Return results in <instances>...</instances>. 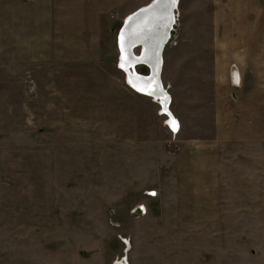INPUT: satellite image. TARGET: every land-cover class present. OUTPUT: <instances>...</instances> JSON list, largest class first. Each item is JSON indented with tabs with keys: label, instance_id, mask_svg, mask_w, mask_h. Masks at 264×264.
Wrapping results in <instances>:
<instances>
[{
	"label": "rangeland",
	"instance_id": "obj_1",
	"mask_svg": "<svg viewBox=\"0 0 264 264\" xmlns=\"http://www.w3.org/2000/svg\"><path fill=\"white\" fill-rule=\"evenodd\" d=\"M150 1L0 0V264H264V0L178 1L177 135L118 67Z\"/></svg>",
	"mask_w": 264,
	"mask_h": 264
},
{
	"label": "bare ground",
	"instance_id": "obj_2",
	"mask_svg": "<svg viewBox=\"0 0 264 264\" xmlns=\"http://www.w3.org/2000/svg\"><path fill=\"white\" fill-rule=\"evenodd\" d=\"M174 1H175L174 2V5L172 6V8H174V10H173L174 11V18L171 21L169 20V17H171V15H172V10H171L172 8H170L169 0H163L161 2V6L159 5L160 7H162L161 9H159V10H161V12L160 13H156L154 15V19L157 21L156 24L148 23V21L146 19L144 21V25L142 23L143 26L142 25L137 26V28L140 29V31L144 33L143 35H141V37L139 38V40H142L141 42H147V44H148L149 47L153 46V50H154V48H156V50L153 53H151L150 49L148 48L147 49V52H145L144 55H142L140 58H136V57H138V55H139V53L141 51L140 49L142 48V46H144V44L142 43V45L139 46V52H138V54H135L136 57L135 58H132V61L131 62L127 63V62H125L126 61L125 59L123 60V63H125L124 65H125L126 68L129 65H132L134 62H137V61L138 62H147V64H149V66H152L151 64H153L155 62V65L157 66L156 67V71L158 73L159 66H160L162 60L160 62V60H159L158 56H156V54L158 52V55H159V52L161 51V47H162L163 43L166 40V37H165L166 34H164V32L161 31V33L159 35L157 34L158 28H161V26L160 27H158V26L159 25H164L165 22H166V20H167V25L168 26H170V24H172L173 22L175 23V21H176L175 13H176V9H177V7H175V6L178 5V1L179 0H174ZM141 7H144V6H141ZM136 20L137 19L132 20L129 23V25L132 26L134 23H135V25H137V22H135ZM169 21H170V23L168 24ZM174 23H173V25H174ZM173 25H172V28H173ZM163 29H166V26H164V27L162 26V30ZM136 32H137V29L136 28H133V33H135V34H134V36H132L133 37L132 39L134 40L133 42H135V43L139 42L138 37L136 36L137 35ZM123 33H124V35H126L125 32H123ZM151 33H155V36L153 37V39L151 37ZM117 35H118V33H117ZM131 35L132 34H130V36ZM125 38H126V45H127V47H125V49L123 50V55L124 56L126 55V53L128 54V52H129L128 49L130 47L129 44L127 43V40H128L127 35H126ZM147 38H151V40L150 39L148 40ZM168 41H167V43H168ZM129 42H130V40H129ZM116 44H117V36H116ZM156 44H158V45H156ZM166 44L164 45V48H165ZM164 48H163V51H164ZM163 51H162V59H163ZM119 54H120V51L118 49V60H119ZM125 58H127V56H125ZM137 65H139V64H137ZM135 67H134V69H135ZM161 70H162V67H161ZM126 72L128 73L127 70H126ZM124 74H125V77H126V73L125 72H124ZM148 74H149V69H148ZM127 79H129L132 82L131 84H132V86L134 88L131 87V89H134V91H136V92H138L140 94H143V95H146V96H150L152 98L154 97L155 99H157L158 101H160V104H161V106H159L160 109L163 108L164 111H168L167 114H169L170 117L173 119L174 116L172 115V113L169 111V108H168L169 107V96L166 93V90L165 89H161V88L157 87V85H159L160 83H157V81L151 80L150 78L149 79L140 78L137 75L132 76V77L127 78ZM240 82H241L240 77L237 78V79H235V82H234L235 83V87H239L240 86ZM161 83H162V81H161ZM166 107H167V109H166ZM161 114H164V113L161 112ZM174 123H176V121H174ZM118 264H127V263H126L125 260H123L122 262H118Z\"/></svg>",
	"mask_w": 264,
	"mask_h": 264
},
{
	"label": "water",
	"instance_id": "obj_3",
	"mask_svg": "<svg viewBox=\"0 0 264 264\" xmlns=\"http://www.w3.org/2000/svg\"><path fill=\"white\" fill-rule=\"evenodd\" d=\"M162 1L163 0H152V1H150V3L148 5H146L144 7H141L139 9L135 10L133 13L129 14L124 19V21L122 23V26L120 27V29L118 31V35H117V47H118V49L120 51L119 60H118V67L122 71H124L126 73L125 79H126V83L128 84L129 87H133V86L131 84L132 82L129 79H127V78H130L132 76L137 75L138 77L143 78V79H149L150 78L151 80L157 81V83H160L159 85H157V87L163 89V85H162L161 79H160V73H161V67H162V62H161V60H162V51H163L164 45L171 38V30H172V25H173L174 22L172 24H170V26H168L167 25V20H166V22H165L166 25L164 24V25H159L158 26V27L161 26V28H158L157 34L159 35L161 33V31L164 32V34H166L165 35L166 40H165V42L163 43V45L161 47V51L159 52V55H158V52L156 54V56H158V58H159V60L161 62L160 66H159L158 73L156 71V67L157 66L155 65V62L153 64H151L152 66H149V64H147V62H138L137 61V62H134L132 65H129L127 68L124 65L125 63H123V60L124 59L126 60L125 62L129 63V62L132 61V58H135L136 57L134 51H135L136 48H139V46H141L142 43L144 44V46H142V48L140 49L141 51H140L138 57H136V58H140L142 55H144L145 52H147V49L148 48L150 49L151 53H153L156 50V48H154V50H153V46L149 47L148 44H147V42H141L142 40H139V38L141 37V35H143L144 33L141 32L140 29L137 28V26L142 25V23L144 25V21L146 19H147L148 23L156 24L157 21L154 19V15L156 13H160L161 12V10H159V9L162 8V7H160ZM174 2H175L174 0H169L170 8H172V6L174 5ZM175 7H177V6H175ZM171 10H172V15H171V17H169V20L170 21L174 18V11H173L174 8H172ZM134 19H137L135 21V22H137V25H135V23H134L132 26H130L129 23L132 20H134ZM170 21L168 22V24L170 23ZM162 26L163 27L166 26V29H163L162 30ZM133 28H136L137 29V32H136L137 35L136 36L138 37V40H139V42H137L138 44L135 43V42H133L134 40L132 39L133 38L132 36H134V34H135V33H133ZM123 32L126 33L127 38H128L127 43L130 46L129 49H128V51H129L128 54L126 53V55H125V56H127V58H125V56L123 55V50L125 49V47H127V45H126V38H125L126 35H124ZM130 34H132V35L130 36ZM154 36H155V33H151L152 39H153ZM147 39L148 40L149 39L151 40V38H147ZM129 40H130V42H129ZM156 45H158V44H156ZM137 64L142 65L145 68L148 67L149 74H140L138 72L136 73L135 72L136 70L134 69V67ZM233 69H234V67L231 70L232 72H231L230 78H231L232 85L235 86V83H234L235 82V75L233 74ZM126 70L128 71L129 74L126 72ZM166 109H167V107H166ZM165 112L168 113V111H165Z\"/></svg>",
	"mask_w": 264,
	"mask_h": 264
},
{
	"label": "crops",
	"instance_id": "obj_4",
	"mask_svg": "<svg viewBox=\"0 0 264 264\" xmlns=\"http://www.w3.org/2000/svg\"><path fill=\"white\" fill-rule=\"evenodd\" d=\"M229 10H231V14L232 13H234V14H236L237 16H238V13H240V14H243V12L242 11H239V9H237V8H235V7H233V8H228ZM188 11H190V10H188ZM224 11H226V10H223V12L221 11L220 13H222V15H227L228 13L226 12V14H224ZM230 12V11H229ZM229 15V14H228ZM226 19V18H225ZM233 20V18L232 17H228L227 19H226V21L227 20ZM230 26V25H229ZM228 25H227V27H229ZM226 27V26H225ZM229 29L230 28H228V31H229ZM239 34H241V33H239ZM228 49H230L229 47H228ZM231 52H233V50L231 51ZM229 57L227 56L226 57V59H228ZM224 61V59H223V57H220L219 58V63H222ZM234 67H235V65H234ZM236 69H238V68H235V69H233L235 72L234 73H236ZM238 74H239V77H240V80H241V82H242V77H241V74H240V72H239V70H238ZM229 75H230V73H229ZM236 76H237V74H236ZM231 79V78H230ZM240 87H241V85H240ZM163 89H165L164 87H163ZM134 90V89H133ZM136 92V91H135ZM136 93H138V92H136ZM166 93L168 94V92L166 91ZM140 93H138V95H139ZM141 95H143V94H140L139 96H141ZM169 95V94H168ZM146 95H144V96H142V97H145ZM169 97H170V95H169ZM145 98H148V97H145ZM170 100H171V97H170ZM171 103H172V101L170 102V109H171ZM180 123V122H179ZM180 128H181V125H180Z\"/></svg>",
	"mask_w": 264,
	"mask_h": 264
},
{
	"label": "built area",
	"instance_id": "obj_5",
	"mask_svg": "<svg viewBox=\"0 0 264 264\" xmlns=\"http://www.w3.org/2000/svg\"><path fill=\"white\" fill-rule=\"evenodd\" d=\"M164 114H165V120H164L165 126L171 131L172 135H177L179 130H180V123H179L178 119L173 117V119H174L173 120L169 114H167V113H164ZM164 114H162V115H164ZM174 121H176V123H174ZM150 195H154V193H150Z\"/></svg>",
	"mask_w": 264,
	"mask_h": 264
},
{
	"label": "trees",
	"instance_id": "obj_6",
	"mask_svg": "<svg viewBox=\"0 0 264 264\" xmlns=\"http://www.w3.org/2000/svg\"><path fill=\"white\" fill-rule=\"evenodd\" d=\"M146 71H147V69L146 68H144Z\"/></svg>",
	"mask_w": 264,
	"mask_h": 264
}]
</instances>
